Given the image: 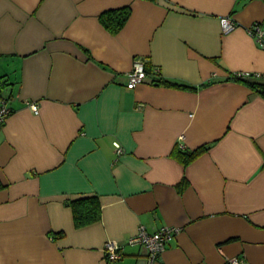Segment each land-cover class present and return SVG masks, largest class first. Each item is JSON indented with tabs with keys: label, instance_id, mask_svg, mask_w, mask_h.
Instances as JSON below:
<instances>
[{
	"label": "crops",
	"instance_id": "crops-1",
	"mask_svg": "<svg viewBox=\"0 0 264 264\" xmlns=\"http://www.w3.org/2000/svg\"><path fill=\"white\" fill-rule=\"evenodd\" d=\"M127 7L112 34L100 16ZM254 25L264 0H0V264H147L126 244L164 226L156 264H264V97L228 80L264 76ZM135 61L170 86L128 88Z\"/></svg>",
	"mask_w": 264,
	"mask_h": 264
},
{
	"label": "built area",
	"instance_id": "built-area-1",
	"mask_svg": "<svg viewBox=\"0 0 264 264\" xmlns=\"http://www.w3.org/2000/svg\"><path fill=\"white\" fill-rule=\"evenodd\" d=\"M222 30L224 34L233 32L237 25L230 18H225L221 21ZM249 33L255 38L256 42L261 48H264V31L258 26L254 25L249 29ZM237 76L248 77L249 74H235ZM150 76L154 81L161 79L160 74H149L146 71L145 65L141 61H135L133 69L127 74V85L130 89H135L143 84ZM153 81V82H154ZM1 86V83H0ZM31 110L38 113V106L36 104H28ZM13 110L8 100L0 97V130L6 123L8 117L12 114ZM117 155H121L123 150L119 144L115 145ZM179 228H172L164 226L154 233H149L145 228H140L138 233L131 237L127 246H138L145 250L147 257V264H156L163 253L167 250L171 241L179 234ZM125 245L118 242L108 241L103 247V254L107 261L115 262L124 258ZM229 264H241L240 259H231Z\"/></svg>",
	"mask_w": 264,
	"mask_h": 264
},
{
	"label": "trees",
	"instance_id": "trees-1",
	"mask_svg": "<svg viewBox=\"0 0 264 264\" xmlns=\"http://www.w3.org/2000/svg\"><path fill=\"white\" fill-rule=\"evenodd\" d=\"M130 8H122L118 10H112L103 13L100 16V21L103 26L108 29L112 34L118 33L127 23L130 17ZM146 71L151 74L152 71ZM229 81H234L236 83H241L249 88H251L254 92L264 97V76H257L253 74H249L248 77L232 75ZM2 86V81H0ZM154 85H166L170 86L164 82V80L160 79L158 81L153 82ZM0 86V87H1ZM174 86V85H172ZM209 149V146L201 147L195 151H183L181 152L182 157L185 159V164H189L190 162L197 159L200 155L205 153ZM75 204V205H74ZM73 204L74 211V221L77 227H82L85 225H89L94 221L99 219V204L96 199L88 198L76 201Z\"/></svg>",
	"mask_w": 264,
	"mask_h": 264
}]
</instances>
